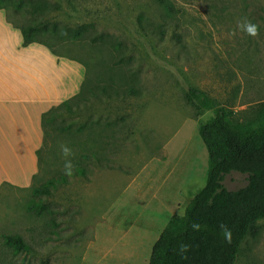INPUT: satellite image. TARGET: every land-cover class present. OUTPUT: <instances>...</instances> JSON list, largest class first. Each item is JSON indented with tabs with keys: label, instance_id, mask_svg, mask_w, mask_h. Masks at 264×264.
Instances as JSON below:
<instances>
[{
	"label": "rangeland",
	"instance_id": "1",
	"mask_svg": "<svg viewBox=\"0 0 264 264\" xmlns=\"http://www.w3.org/2000/svg\"><path fill=\"white\" fill-rule=\"evenodd\" d=\"M40 2L51 10L32 14ZM172 2L174 13L155 0H0L17 26L91 24L120 44L44 37L57 55L83 62L87 77L82 93L48 123L32 184L0 188V264H150L169 220L206 183L198 128L212 112L196 114L185 91L204 90L237 120L254 117L264 101V0ZM244 17L260 26L259 36L237 28ZM124 82L140 93H115ZM61 144L75 152L71 177ZM247 182L240 172L224 180L231 190ZM257 227L234 264H264V219ZM6 235L22 236L31 249L15 252Z\"/></svg>",
	"mask_w": 264,
	"mask_h": 264
},
{
	"label": "trees",
	"instance_id": "2",
	"mask_svg": "<svg viewBox=\"0 0 264 264\" xmlns=\"http://www.w3.org/2000/svg\"><path fill=\"white\" fill-rule=\"evenodd\" d=\"M155 1L168 12L177 10L172 0ZM50 10L47 3L40 2L32 5L31 13L36 15ZM18 27L25 46L38 42L54 53L53 46L44 37L50 36L61 42L89 39L92 44L109 45L115 49L120 45L114 37L97 32L91 24L72 27L46 22ZM85 82L78 95L43 113L45 134L55 111L62 106L68 107L71 100L82 93ZM125 82L115 93L119 94L121 88L126 94L140 93L133 82L127 85ZM184 96L196 114L212 112L208 119L200 121L198 128L208 152L206 183L194 194L183 215L169 220L153 246L150 264H234L242 242L248 235L258 234L257 222L264 219V101L256 106L254 117L240 121L235 118L231 106L219 103L204 90L190 86ZM232 172L247 174V184L236 190L228 189L224 180ZM48 192V187L37 189L38 194ZM37 205L33 201L28 209L35 210ZM45 209V205H40L38 213L42 214ZM193 224H199L200 230L194 231ZM221 224L232 230L231 243L220 234ZM5 243L15 252L31 249L20 235H6ZM182 244L188 245L184 252L180 251Z\"/></svg>",
	"mask_w": 264,
	"mask_h": 264
},
{
	"label": "crops",
	"instance_id": "3",
	"mask_svg": "<svg viewBox=\"0 0 264 264\" xmlns=\"http://www.w3.org/2000/svg\"><path fill=\"white\" fill-rule=\"evenodd\" d=\"M23 42L21 29L0 8V188L32 184L45 140L43 113L78 95L87 77L83 62Z\"/></svg>",
	"mask_w": 264,
	"mask_h": 264
},
{
	"label": "clouds",
	"instance_id": "4",
	"mask_svg": "<svg viewBox=\"0 0 264 264\" xmlns=\"http://www.w3.org/2000/svg\"><path fill=\"white\" fill-rule=\"evenodd\" d=\"M237 28L246 33L248 36L257 37L260 35V26L258 24L252 23L246 17L240 19L237 23ZM235 34V33H233ZM60 152L63 157V171L66 176L71 177L73 175L75 164L73 163V158L75 156L74 150L69 147L67 144L60 145ZM199 224H193L192 228L194 231L200 230ZM220 234L223 236L224 240L227 243H231L232 240V230L226 225H220ZM188 249V245H180V251L184 252Z\"/></svg>",
	"mask_w": 264,
	"mask_h": 264
},
{
	"label": "bare ground",
	"instance_id": "5",
	"mask_svg": "<svg viewBox=\"0 0 264 264\" xmlns=\"http://www.w3.org/2000/svg\"><path fill=\"white\" fill-rule=\"evenodd\" d=\"M186 134H187V133H186ZM183 137H184V136H183ZM188 137H189V136H188ZM185 138H187V137H185ZM190 138H191V137H190ZM190 138H189V139H190ZM182 140H183V139H182ZM180 142H181V141H180ZM182 142H183V141H182ZM175 143H176V142H175ZM177 143H178V142H177ZM183 143H184V142H183ZM183 143H182V144H183ZM185 144H186V143H185ZM178 145H179V144H178ZM187 148H188V147H187ZM177 149H178V148H177ZM177 149H176V150H177ZM186 150H187V149H186ZM173 151H174V150H173ZM177 151H178V150H177ZM177 151H176V153H177ZM180 151H181V150H180ZM176 153H175V154H176ZM182 154H183V153H182ZM172 156H173V154H172ZM181 156H182V155H181ZM176 158H177V156H176ZM176 158H175V159H176ZM180 158H181V157H180ZM175 159H174V160H175ZM178 161H179V160H178ZM180 161H181V160H180ZM174 162H175V161H174ZM186 164H187V163H186ZM191 164H192V163H191ZM177 165H178V164H177ZM180 166H181V165H180ZM177 167H178V166H177ZM183 167H184V166H183ZM181 168H182V166H181Z\"/></svg>",
	"mask_w": 264,
	"mask_h": 264
}]
</instances>
